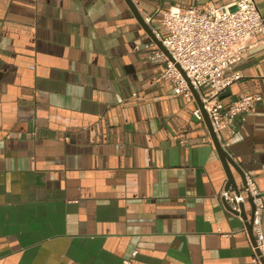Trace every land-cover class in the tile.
<instances>
[{"label": "crops", "instance_id": "1", "mask_svg": "<svg viewBox=\"0 0 264 264\" xmlns=\"http://www.w3.org/2000/svg\"><path fill=\"white\" fill-rule=\"evenodd\" d=\"M132 1L157 28L231 0ZM258 38L225 105L264 93ZM148 40L124 0H0V264H254L197 105L156 80ZM235 126L220 142L264 193V102Z\"/></svg>", "mask_w": 264, "mask_h": 264}, {"label": "built area", "instance_id": "2", "mask_svg": "<svg viewBox=\"0 0 264 264\" xmlns=\"http://www.w3.org/2000/svg\"><path fill=\"white\" fill-rule=\"evenodd\" d=\"M158 12L159 26L152 30L172 60L149 38L145 44L149 57L159 59L162 64L156 80L185 99L194 100L177 64L198 92L212 129L221 141L223 130L234 133L237 115L264 102V93L242 94L227 105L218 98L224 89L242 77L234 66L260 42V35L264 37V15L255 0H231L223 5L208 2L188 7L170 6ZM192 114L198 121H203L198 107ZM243 173L244 187L237 193L223 187L216 197L225 202L229 211L239 215V204L246 195L251 196L253 242L248 236L251 261L264 264V193L244 169ZM243 232L248 235L245 226ZM136 252L134 250L130 258L123 259L120 264H131Z\"/></svg>", "mask_w": 264, "mask_h": 264}, {"label": "water", "instance_id": "3", "mask_svg": "<svg viewBox=\"0 0 264 264\" xmlns=\"http://www.w3.org/2000/svg\"><path fill=\"white\" fill-rule=\"evenodd\" d=\"M130 10L132 11L133 15L137 19L138 23L143 27V29L148 34L149 38L152 39V41L157 45V47L169 58L172 60L171 56L169 55L167 49L162 45V43L158 40L156 35L154 34L152 27L149 25L148 22L145 21V18L139 13L136 5L133 3L132 0H124ZM176 67L179 69L182 76L185 78V80L188 83V86L191 90V93L193 95V99L197 105V107L200 109L204 124L207 128V131L209 133V136L211 138V141L213 143V146L216 150V153L220 159L222 168L224 170V173L226 175V182L225 187L226 189H231L235 193L239 191L240 188L245 186L244 181V173L243 168L240 163L234 160V158L230 155V153L222 146L221 142L217 138L216 134L214 133L210 120L208 118V115L206 113V110L203 106V103L199 97L198 92L196 89L190 84L189 79L186 77L184 71L176 64ZM235 171L239 176V181L235 180L234 173ZM247 202L250 205V215L248 216L245 209H244V202ZM225 203V202H224ZM227 206V205H226ZM228 207V206H227ZM243 218V223L246 228V231L248 233V236L250 237V240L253 242V236L251 233V219H252V203H251V196L246 195L245 200L239 204V213Z\"/></svg>", "mask_w": 264, "mask_h": 264}]
</instances>
